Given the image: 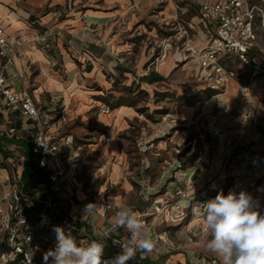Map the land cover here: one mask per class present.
Wrapping results in <instances>:
<instances>
[{"label":"rangeland","instance_id":"rangeland-1","mask_svg":"<svg viewBox=\"0 0 264 264\" xmlns=\"http://www.w3.org/2000/svg\"><path fill=\"white\" fill-rule=\"evenodd\" d=\"M182 1L130 0L126 16L135 29L143 26L142 33L132 35L129 55L116 58L115 68L106 73V87L98 88L93 81L88 87L99 89L94 99L103 105L100 112L107 106L113 109L112 105L121 101L134 104L137 115L119 125L116 120L102 124L96 113L74 118L67 112L66 131L74 134L82 147L81 159L70 167L69 180L83 209L89 203L96 204L100 224L113 223L121 205L137 212L136 202L140 201L144 210L138 213L153 239L166 232L173 247L160 243L148 256L160 259L171 252L175 256L170 264H194L191 258L202 264L204 256L220 264L205 247L210 236L203 223L187 226L190 220L203 219L201 205L187 208L181 217L172 211L160 217L157 207L172 202L161 195L174 178L183 177L181 169L191 167L195 171L198 157L207 153V174L217 163L223 167L229 146L211 136L215 128L224 133L259 135L256 151L249 146L251 152H241L240 161L249 160L256 152L264 162V0H252L257 6L252 66L231 56L228 63L238 77L218 87L209 79L210 71L191 56V48L201 50L208 43L198 11L184 13ZM169 57L174 58V67L165 76L160 67ZM152 74L163 79H149ZM222 145L227 147L224 152L220 151ZM116 163L123 177L133 184L130 193L112 179ZM1 175L4 178L5 172ZM162 182L163 187H159ZM256 201L264 206V194L257 195ZM94 216L84 217L90 220ZM40 259L45 264L43 255Z\"/></svg>","mask_w":264,"mask_h":264},{"label":"built area","instance_id":"built-area-1","mask_svg":"<svg viewBox=\"0 0 264 264\" xmlns=\"http://www.w3.org/2000/svg\"><path fill=\"white\" fill-rule=\"evenodd\" d=\"M189 1L193 6L181 9L184 13H188L190 8L198 11L200 23L209 38L204 49L191 48V56L199 61L202 68L210 71L209 79L216 86L236 79L235 68L222 60L228 55H236L252 66L248 52L253 49L256 39L254 22L257 6L252 0ZM55 36L54 32L40 31L28 36L8 34L0 27V114H12L15 122L22 123L20 127L16 124L7 126L1 135L8 136L16 144L26 136L31 151L28 154L22 147L8 150L3 146L4 141H0L3 146L0 150V264L18 261L21 264H38L40 254L44 255L56 247V226L63 227L72 235L81 231L80 222L85 218L69 180L70 167L81 159L82 147L77 144L74 134L65 130L69 119L64 109H60L61 99L56 95L50 96L52 106H46L35 100L29 88L17 87L22 81L16 63L17 52L27 43L46 46ZM111 110L107 106L103 112L108 114ZM211 136L226 143L229 151L223 167L208 185L209 192L215 193V197L220 192L238 195L243 186L255 202L257 195L264 194L263 158L255 152L250 159L248 157L249 160L240 161V153L246 149L256 151L259 135L224 133L215 128ZM204 157L207 158V153ZM204 157L196 159L195 170L204 169ZM4 172L2 178L1 173ZM203 203L199 202L197 192L190 194L179 190L172 202L157 207V213L163 217L172 211L181 217L189 207L201 205L204 209ZM65 204H68V209ZM259 211L264 215V206H259ZM111 225V222L106 223L101 234L117 244L126 243L113 238L120 228L113 230ZM155 240L157 245L163 243L173 249L166 232L157 234ZM139 261L140 258L133 259L131 264H139ZM200 262L219 264L217 259L205 256Z\"/></svg>","mask_w":264,"mask_h":264},{"label":"crops","instance_id":"crops-1","mask_svg":"<svg viewBox=\"0 0 264 264\" xmlns=\"http://www.w3.org/2000/svg\"><path fill=\"white\" fill-rule=\"evenodd\" d=\"M129 3L130 0H0V27H3L6 33L28 36L40 31L56 34L46 46L27 43L17 52V68L22 76V81L17 84V87L23 85L29 88L37 102L50 107L52 106L50 96H58L62 103L60 109H64L65 114L69 112L74 118L87 117L88 113H96L97 119L102 124H110L116 120L120 125L133 120L137 111L134 106L127 104L112 109L108 114L100 112L99 108L103 105L94 99L99 89L88 87L93 81L98 88H105L108 83L106 73L113 71L117 62L116 58H125L129 55L132 35L136 32L142 33L143 26L139 25L135 29L126 16ZM162 3H165V0H162ZM181 6L193 5L191 1L183 0ZM197 17H199L198 13ZM200 25L203 28L201 23ZM202 30L205 31L208 43L207 31L204 28ZM173 67L174 58L169 57L160 67V73L166 76ZM13 124L19 127L22 125L20 121L15 122L12 114L6 116L0 114V141H4L3 146L8 150H17L18 147L30 150V143L26 136L16 144L8 136L1 135L7 126ZM114 146L115 144L112 147ZM226 149V145H222L220 151L224 152ZM183 162L185 163V160ZM116 165L112 179L121 182L130 193L133 184L123 177L120 168L116 169ZM207 167L194 172L191 167L181 169L184 173L183 177L174 178L167 186L165 194L161 196L166 195L168 200L173 201L179 190H186L190 194L197 192L200 203L211 200L215 193L209 192L208 185L218 175L221 164L217 163L208 174ZM163 185L164 182L159 187ZM240 190L247 189L241 186ZM151 194L152 192L149 191L148 195ZM136 203L139 207L137 212L140 209L144 210L140 201ZM65 208H69L68 204H65ZM100 222L99 215H95L90 220L84 218L80 222L81 231L73 232L72 236L81 246H86L85 243L93 240L105 242L103 257L105 260H111L122 252V245L101 234L105 224ZM201 223L203 219H193L187 226L196 227L195 225H201ZM113 238L120 242H127L129 233L126 228H121L114 233ZM41 255L43 254H40L38 264L44 263L40 259ZM174 256V253L168 252L160 259H155L147 253H137L134 259L140 258L145 261L149 258L155 264H170ZM132 261L133 259H130L127 262L131 264ZM190 261L198 264L199 260L191 258Z\"/></svg>","mask_w":264,"mask_h":264},{"label":"clouds","instance_id":"clouds-1","mask_svg":"<svg viewBox=\"0 0 264 264\" xmlns=\"http://www.w3.org/2000/svg\"><path fill=\"white\" fill-rule=\"evenodd\" d=\"M203 228L210 236L206 249L215 254L220 264H264V215L259 202L241 191L217 194L203 203ZM96 204L85 205L83 216L95 215ZM113 230L126 228L129 239L122 252L111 260H103L105 242L93 240L81 246L63 227L56 226V247L44 254L45 264H127L137 253H152L157 240L146 229L140 214L121 205L111 225Z\"/></svg>","mask_w":264,"mask_h":264},{"label":"trees","instance_id":"trees-1","mask_svg":"<svg viewBox=\"0 0 264 264\" xmlns=\"http://www.w3.org/2000/svg\"><path fill=\"white\" fill-rule=\"evenodd\" d=\"M195 11L196 9L195 8H190V10L188 11V14L189 13H191L192 11ZM254 49H251V50H249V52H248V56H249V58L252 60L253 59V56H254ZM231 56H233V55H228V56H226V58L225 59H223L222 61H223V63L224 64H227V65H230L231 67H232V65L230 64V63H228V60H230L231 59ZM234 68V67H233ZM148 77H150L149 79H157V78H159V79H163L161 76H159V75H157V74H152V76H148ZM99 97H101V96H99ZM102 98V97H101ZM104 99V98H103ZM122 105H125L124 103H122L121 101H118V103H116V104H113L112 105V108L113 109H116V108H119V107H121ZM129 105H131V106H134V104H129ZM0 150H3V146L1 145V142H0ZM27 153L28 154H31V151L30 150H28L27 151ZM123 228V227H122ZM121 229V228H120ZM119 229V230H120ZM130 235V234H129ZM10 264H21V262H12V263H10ZM139 264H155L152 260H150L149 258H147V259H145V261H143L142 259H140V261H139Z\"/></svg>","mask_w":264,"mask_h":264},{"label":"bare ground","instance_id":"bare-ground-1","mask_svg":"<svg viewBox=\"0 0 264 264\" xmlns=\"http://www.w3.org/2000/svg\"><path fill=\"white\" fill-rule=\"evenodd\" d=\"M224 139V137H222ZM116 168H119L118 165H116Z\"/></svg>","mask_w":264,"mask_h":264}]
</instances>
